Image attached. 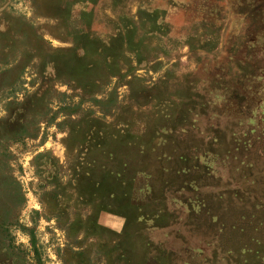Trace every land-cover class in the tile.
Here are the masks:
<instances>
[{"label": "rangeland", "instance_id": "rangeland-1", "mask_svg": "<svg viewBox=\"0 0 264 264\" xmlns=\"http://www.w3.org/2000/svg\"><path fill=\"white\" fill-rule=\"evenodd\" d=\"M0 264H264V0H0Z\"/></svg>", "mask_w": 264, "mask_h": 264}, {"label": "trees", "instance_id": "trees-1", "mask_svg": "<svg viewBox=\"0 0 264 264\" xmlns=\"http://www.w3.org/2000/svg\"><path fill=\"white\" fill-rule=\"evenodd\" d=\"M101 140H103V138H101ZM113 155H111V153L109 154V158L111 159V157H112ZM106 165H104V164H102V166H101V170L103 169V173L104 174H106V172H107V168H104ZM105 171V172H104Z\"/></svg>", "mask_w": 264, "mask_h": 264}]
</instances>
